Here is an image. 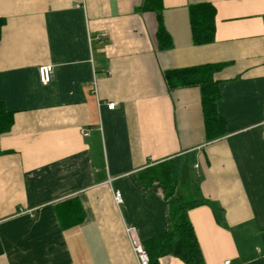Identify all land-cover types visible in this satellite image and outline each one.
Listing matches in <instances>:
<instances>
[{
	"label": "crops",
	"instance_id": "crops-1",
	"mask_svg": "<svg viewBox=\"0 0 264 264\" xmlns=\"http://www.w3.org/2000/svg\"><path fill=\"white\" fill-rule=\"evenodd\" d=\"M161 2L163 49L143 0H0V102L13 113L0 136V264H137L126 228L142 244L169 225L139 174L174 156L180 180L192 168L196 195L218 206L220 223L209 205L188 211L205 264H264V0ZM200 2L215 8L214 40L194 45L188 6ZM203 63L223 64L226 133L210 141L199 88L163 78ZM70 201L83 219L64 227L57 207Z\"/></svg>",
	"mask_w": 264,
	"mask_h": 264
},
{
	"label": "trees",
	"instance_id": "trees-1",
	"mask_svg": "<svg viewBox=\"0 0 264 264\" xmlns=\"http://www.w3.org/2000/svg\"><path fill=\"white\" fill-rule=\"evenodd\" d=\"M140 9L156 13L157 46L160 49L170 47L172 40L161 18V0H143ZM188 20L194 45L207 44L214 40L215 8L212 4L200 2L189 5ZM3 22L0 18V35ZM222 66L223 64L219 63H203L163 72V78L169 90L190 86L199 88L201 114L207 141L217 139L226 133L227 121L217 110V102L221 97L219 81L214 78L215 73ZM12 123L13 113L6 111L0 102V136L11 129ZM181 160L180 156H174L144 168L139 174L145 189L161 190L169 211L168 228L142 243L148 256L147 264H160L159 259L163 256L176 257L184 264H205L193 226L188 218V211L203 204L209 205L215 220L220 223L218 206L197 196L190 182H180ZM57 215L64 227L75 225L83 219V211L77 201H70L57 207Z\"/></svg>",
	"mask_w": 264,
	"mask_h": 264
},
{
	"label": "built area",
	"instance_id": "built-area-1",
	"mask_svg": "<svg viewBox=\"0 0 264 264\" xmlns=\"http://www.w3.org/2000/svg\"><path fill=\"white\" fill-rule=\"evenodd\" d=\"M102 35H105L103 33ZM51 71H52V65L51 64H44L38 66L37 72H38V78L41 84H47L50 81L51 78ZM93 89L95 91V81H92ZM108 109H113L115 106L114 102H109L106 104ZM83 135H86L87 132L85 130L82 131ZM157 192L161 194V190L157 189ZM113 199L115 203L118 205L122 202V196L121 193L116 191L113 193ZM126 231L129 235L132 250L136 256L137 264H147L148 263V256L146 251L144 250L142 244L140 241L136 238L135 234L133 233L132 228L127 227ZM229 261H226L225 264H228Z\"/></svg>",
	"mask_w": 264,
	"mask_h": 264
},
{
	"label": "rangeland",
	"instance_id": "rangeland-1",
	"mask_svg": "<svg viewBox=\"0 0 264 264\" xmlns=\"http://www.w3.org/2000/svg\"><path fill=\"white\" fill-rule=\"evenodd\" d=\"M190 163H191V161L188 158V165H191ZM186 176H187V178H186ZM184 181L190 182V184L193 185V188H195L197 186L198 178L193 173V169L190 168L189 166L188 167L186 166V168H183V171L181 172V180H180V182L183 183Z\"/></svg>",
	"mask_w": 264,
	"mask_h": 264
}]
</instances>
